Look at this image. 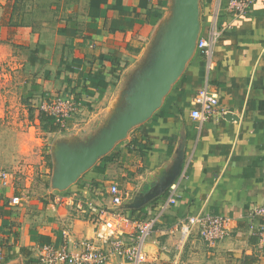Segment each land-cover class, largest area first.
Returning <instances> with one entry per match:
<instances>
[{
    "label": "crops",
    "instance_id": "0c3cea01",
    "mask_svg": "<svg viewBox=\"0 0 264 264\" xmlns=\"http://www.w3.org/2000/svg\"><path fill=\"white\" fill-rule=\"evenodd\" d=\"M227 1H199L200 35L208 38L210 54L196 50L161 107L68 192L47 189L27 206L15 207L8 199L19 188L0 185V264L17 257L26 264L28 254L30 264H39L38 247L61 245L65 231L71 249L94 237L96 224L88 214L60 196L77 190L98 207H109L106 188L111 182L120 186L121 173L128 175L125 189L120 187L128 193L127 202L156 185L180 156L174 203H167L168 188L156 200L126 209L133 218L143 212L157 217L144 243L143 264H264V248L250 229V223H258L250 211L264 202V0L241 16L227 10ZM171 6L172 0H0V74L11 76L9 81L21 75L16 85L20 96L34 106L68 93L79 103L67 130L48 133L34 120L31 127L58 137L42 149L46 166L53 167L58 140L92 137L106 123L131 73L145 62ZM202 87L217 94V112L194 119L192 102ZM34 139L38 144L39 138ZM197 214L228 216L229 233L210 246L195 226L182 239V224ZM125 238L134 241L131 235Z\"/></svg>",
    "mask_w": 264,
    "mask_h": 264
},
{
    "label": "built area",
    "instance_id": "2783aa9c",
    "mask_svg": "<svg viewBox=\"0 0 264 264\" xmlns=\"http://www.w3.org/2000/svg\"><path fill=\"white\" fill-rule=\"evenodd\" d=\"M257 0H228L227 10L234 16H241L248 12ZM214 31L212 36L215 37ZM197 50L204 55H209L211 44L207 37L200 35L197 40ZM193 106L190 115L194 119H205L217 112V94L207 87H202L193 98ZM39 109L53 117L54 122L62 129H68L69 119L79 109V103L73 93L54 94L41 101ZM15 172L0 166V185L11 186L15 179ZM104 189V187H102ZM177 183L169 186L167 203L176 201ZM110 195L109 207H98L92 200L84 199L79 191L69 195L60 196V201H71L76 204V209L88 214L96 224L94 237L84 238L75 242L77 249H71L68 231H65L64 241L61 245L42 244L37 249L39 264H107L115 260L116 264H143L147 261L144 243L151 234L157 222V217L147 219H133L125 208H122L127 191H123L118 183L111 182L106 188ZM27 191L9 196L10 206L20 207L30 200ZM88 200V201H87ZM251 217H256L258 223H250V229L257 236L259 248H264V202L253 207ZM230 218L218 214H197L187 217L182 224L181 237L187 239L195 226L199 227V233L205 242L212 246L229 233ZM129 233V234H128ZM131 235L133 242L125 237ZM2 251L0 249V256Z\"/></svg>",
    "mask_w": 264,
    "mask_h": 264
},
{
    "label": "water",
    "instance_id": "95a60500",
    "mask_svg": "<svg viewBox=\"0 0 264 264\" xmlns=\"http://www.w3.org/2000/svg\"><path fill=\"white\" fill-rule=\"evenodd\" d=\"M200 0H172L170 15L160 27L145 62L132 74L121 102L88 142L58 140L53 146L51 187L66 190L100 158L124 140L135 126L148 120L162 105L171 86L182 75L197 50L201 33ZM182 156L164 171L149 191L124 202L122 208H139L162 195L177 179ZM2 264H24L17 257Z\"/></svg>",
    "mask_w": 264,
    "mask_h": 264
},
{
    "label": "rangeland",
    "instance_id": "374dc122",
    "mask_svg": "<svg viewBox=\"0 0 264 264\" xmlns=\"http://www.w3.org/2000/svg\"><path fill=\"white\" fill-rule=\"evenodd\" d=\"M0 77L4 78V80H0V166L2 163H11L13 158L14 165L7 166L5 164L4 167L16 173L13 185L19 188V193L27 191L30 194V200H34L46 195L45 191L52 188L51 186L47 188L45 182L49 181L51 185L53 167L46 166L41 156L42 149L44 147L48 149V145L58 137L53 134H45L39 126L31 127L36 123L29 118L30 102L21 98L16 86L17 82L22 81V76H13L16 83L13 82L14 80L9 81L11 76H3L2 71ZM127 137L122 141H125ZM34 138H39L38 144L34 142L36 141ZM90 138V136H82L80 141L88 142ZM122 173L124 172L122 171ZM121 175L120 173L121 181L119 183L124 190L125 181L123 180L128 175L125 174L124 177ZM30 200L24 205L27 206Z\"/></svg>",
    "mask_w": 264,
    "mask_h": 264
},
{
    "label": "trees",
    "instance_id": "16d2710c",
    "mask_svg": "<svg viewBox=\"0 0 264 264\" xmlns=\"http://www.w3.org/2000/svg\"><path fill=\"white\" fill-rule=\"evenodd\" d=\"M159 15L161 16L162 15V13H159ZM111 58V57H110ZM111 60H112V58H111ZM27 102H30V104H29V109H28V111H29V118L32 120V121H34V120H38V122H39V125L41 126V129L43 130V131H45V132H48V133H55V132H59V131H63L55 122H54V119H53V117H51V116H49L47 113H45V112H43V111H41L39 108V106H34V104L31 102V101H29L28 100V98H24ZM40 105V104H39ZM36 109H37V111H38V114L36 115ZM50 158V157H49ZM101 159H103V157L101 158ZM105 166H106V164H105ZM50 167L52 168V164L50 165ZM79 181V180H78ZM77 181V182H78ZM77 184V183H76ZM45 186L47 187V188H49L50 187V184H49V181H46L45 182ZM90 189H91V187H90ZM69 190L67 189V190H65L64 192H68ZM157 198H155V199H153V200H156ZM123 211H125V212H128V210H123ZM132 218H133V216L132 215H130ZM134 218H136V219H140V220H142V219H147L148 218V216H147V214L145 213V212H143V214H139L138 216H134ZM133 218V219H134ZM30 256H29V254H28V257H27V259H25V262H26V264H30Z\"/></svg>",
    "mask_w": 264,
    "mask_h": 264
}]
</instances>
